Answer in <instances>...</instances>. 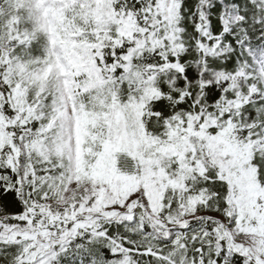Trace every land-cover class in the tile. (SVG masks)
I'll list each match as a JSON object with an SVG mask.
<instances>
[{"label": "snow or ice", "instance_id": "6c2138e0", "mask_svg": "<svg viewBox=\"0 0 264 264\" xmlns=\"http://www.w3.org/2000/svg\"><path fill=\"white\" fill-rule=\"evenodd\" d=\"M0 264H264V0H0Z\"/></svg>", "mask_w": 264, "mask_h": 264}]
</instances>
